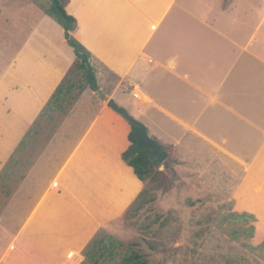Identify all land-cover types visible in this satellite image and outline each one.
I'll use <instances>...</instances> for the list:
<instances>
[{"label":"crops","instance_id":"0c3cea01","mask_svg":"<svg viewBox=\"0 0 264 264\" xmlns=\"http://www.w3.org/2000/svg\"><path fill=\"white\" fill-rule=\"evenodd\" d=\"M199 3L68 0L73 36L109 91L86 89L60 121L47 105L77 56L61 25L53 44L46 12L41 42L24 36L0 77V264H82L128 214L145 183L123 159L132 125L104 101L119 89L166 147L162 166L188 162L225 186L264 239V0Z\"/></svg>","mask_w":264,"mask_h":264},{"label":"rangeland","instance_id":"374dc122","mask_svg":"<svg viewBox=\"0 0 264 264\" xmlns=\"http://www.w3.org/2000/svg\"><path fill=\"white\" fill-rule=\"evenodd\" d=\"M205 1L199 3L201 11L211 6L212 0ZM50 5L51 0H0V77L9 67L24 36L30 33L35 41L41 42L36 36L43 34L42 17ZM262 13V9L256 10L255 18L259 19ZM46 15L52 19L49 20L52 23L50 28L44 25L51 34V41L63 44L61 26L52 16ZM52 42L47 41L51 45ZM92 64L97 72L93 61ZM76 76V80H83L81 72ZM109 80L112 82L110 86L116 82L112 75ZM101 90L105 94L109 91L107 86ZM73 94L78 95V87L74 88ZM110 98L109 95L105 98L106 104ZM115 98L132 113L130 103L136 100L131 91L119 89ZM62 102L68 106V102ZM85 106L88 107L84 98L76 115ZM54 107L53 116L60 121L63 109L56 104ZM139 121L145 123L146 118ZM170 164L165 176L155 183L157 200L140 212L120 219L118 225L115 224L116 229L101 230L96 240L102 239V248L88 249L90 253L82 264H119L131 250L140 251L149 264H264V248H259L264 239H259L256 231L253 236L239 232L241 237L236 239L234 230L245 225L221 219L234 211L228 189L203 183L204 173L195 169L193 164H173V160ZM164 169L163 166L159 168L160 171Z\"/></svg>","mask_w":264,"mask_h":264},{"label":"trees","instance_id":"16d2710c","mask_svg":"<svg viewBox=\"0 0 264 264\" xmlns=\"http://www.w3.org/2000/svg\"><path fill=\"white\" fill-rule=\"evenodd\" d=\"M68 0H51V5L45 8L47 14L52 16L65 30V36L69 44L73 47L74 52L77 56V60L74 65L70 68L66 74L62 83L57 87L52 98L48 103V108L53 107L54 104L63 110H66L79 96L88 88L98 92L101 87L98 81L96 70L92 64V54L86 48V46L81 43L78 39L73 36L74 30L77 28V19L72 14H69L66 10V3ZM83 75V80L77 79L78 73ZM76 79H75V78ZM77 82V84H76ZM75 87H78V95L73 94ZM68 102V106L63 105V102ZM64 106V108H63ZM132 130L129 135L131 141L130 146L123 152V159L127 164L134 168L137 176L144 181L145 188L138 196L137 200L134 202L132 208L129 210L128 214L134 212V214L140 212L147 204L155 202L157 195L155 190V183L160 180V177L165 176V170L160 171L159 168L166 164V159L169 155L166 147L163 148L161 154L157 157H153L151 149H143L137 146V140L134 138L133 133L137 128L136 125L132 124ZM157 191V190H156ZM221 219L232 221L235 223H242L245 227H239L234 230L238 239V233L250 234L253 236L256 231L254 222H256V217L253 214L247 212H231L228 216H221ZM207 226V225H206ZM205 226V227H206ZM202 227V228H205ZM204 232V230L202 231ZM203 234V233H201ZM102 239H94L90 244V248L93 250L101 249ZM100 245V246H99ZM89 248V249H90ZM256 248V247H252ZM259 248H264V241L259 246ZM97 263L98 260L95 259ZM119 264H149V261L145 259V256L137 250H131L129 254L125 255Z\"/></svg>","mask_w":264,"mask_h":264},{"label":"water","instance_id":"95a60500","mask_svg":"<svg viewBox=\"0 0 264 264\" xmlns=\"http://www.w3.org/2000/svg\"><path fill=\"white\" fill-rule=\"evenodd\" d=\"M100 96L105 97L101 90L97 92ZM108 106L123 115L130 123L136 125L133 133L134 138L137 140V146L143 149H151L153 157H157L162 152V144L149 134L148 127L145 123L136 119L125 107L119 105L116 100L110 98Z\"/></svg>","mask_w":264,"mask_h":264},{"label":"built area","instance_id":"2783aa9c","mask_svg":"<svg viewBox=\"0 0 264 264\" xmlns=\"http://www.w3.org/2000/svg\"><path fill=\"white\" fill-rule=\"evenodd\" d=\"M135 96H137V95H135Z\"/></svg>","mask_w":264,"mask_h":264}]
</instances>
